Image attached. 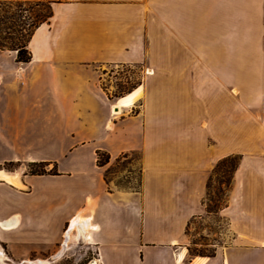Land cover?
<instances>
[{
  "label": "crops",
  "instance_id": "obj_1",
  "mask_svg": "<svg viewBox=\"0 0 264 264\" xmlns=\"http://www.w3.org/2000/svg\"><path fill=\"white\" fill-rule=\"evenodd\" d=\"M52 11L30 62L0 50V264L43 261L70 242L92 247L95 264H264V92L241 115V81L180 79L209 47L238 52V0H66ZM165 60L177 74L143 81L133 102L101 87L99 66L148 62L153 75ZM130 153L138 187L109 182ZM229 155L241 156L219 212L230 242L189 255L187 227L208 215L209 177ZM30 162L57 174L29 175Z\"/></svg>",
  "mask_w": 264,
  "mask_h": 264
},
{
  "label": "rangeland",
  "instance_id": "obj_2",
  "mask_svg": "<svg viewBox=\"0 0 264 264\" xmlns=\"http://www.w3.org/2000/svg\"><path fill=\"white\" fill-rule=\"evenodd\" d=\"M238 2L240 37L239 47H234L238 52H231L230 44L225 42L221 43L220 47H209V52L206 55H192L194 68L181 71L180 79L181 81H241V115L242 113L247 115L248 99L254 97L255 94L256 97L262 96L264 92V0H238ZM236 7L225 5L223 6L224 13L236 15ZM248 18H250L249 21ZM198 62H202L206 69L200 71ZM160 63V69L156 68L153 75L147 73V69L152 68L151 63L148 62L140 65L99 66L97 70L101 87L109 95H114L119 91L117 85H120L123 90L133 82H139L141 85L143 81H154L153 77H156L157 74L165 77H174L177 74L172 71L173 68L170 67L168 60ZM249 87L252 89L251 93L248 92ZM259 110L262 111V108ZM262 120L257 117L256 125H261ZM17 167L9 168L13 170ZM34 169L41 170L42 168L34 167ZM44 169L51 171L53 167L46 165ZM139 173L140 156L137 153H130L115 161L107 171L106 177L109 182L118 186L137 188ZM230 175V162L212 171L210 175L207 194L203 202L213 212L203 218L194 219L187 227L188 248L192 254H209L216 247L230 242L231 235L227 228V221L219 214L220 210L228 204L230 185L227 184V180ZM58 253L43 257V261H30L23 264L94 263L91 262L94 257L93 248L83 243H64Z\"/></svg>",
  "mask_w": 264,
  "mask_h": 264
},
{
  "label": "trees",
  "instance_id": "obj_3",
  "mask_svg": "<svg viewBox=\"0 0 264 264\" xmlns=\"http://www.w3.org/2000/svg\"><path fill=\"white\" fill-rule=\"evenodd\" d=\"M66 0H31V1H0V50L15 52V61L17 63H28L31 60V53L27 46L31 36L35 30L43 23H47L53 15L52 6L55 3H60ZM139 85V82H133L129 86L121 90L120 85H117L119 91L114 95H109L106 92L109 99L114 97H121L126 93L131 92L135 87ZM240 155H229L220 159L214 166V170L220 168V166L230 162L231 175L227 180V184L230 185L233 174L239 164ZM109 162V157L104 152H97V164L104 166ZM47 165L45 162H30L26 165V173L29 175H44L53 174L56 175V166H53L51 171H46L44 167ZM19 166V163H5L2 167L11 170L9 167ZM34 167H41V170L34 169ZM210 177L207 183V189L209 185ZM207 213L213 212L206 206ZM189 255H206L212 256L214 251L209 254L190 252Z\"/></svg>",
  "mask_w": 264,
  "mask_h": 264
},
{
  "label": "bare ground",
  "instance_id": "obj_4",
  "mask_svg": "<svg viewBox=\"0 0 264 264\" xmlns=\"http://www.w3.org/2000/svg\"><path fill=\"white\" fill-rule=\"evenodd\" d=\"M148 74L151 73V71L148 70L147 72ZM139 94V90L133 91L127 95H125L122 99H121V103H128V102H132ZM94 264V263H92Z\"/></svg>",
  "mask_w": 264,
  "mask_h": 264
}]
</instances>
